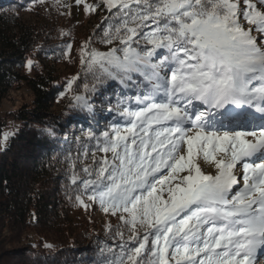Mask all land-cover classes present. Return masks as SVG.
Masks as SVG:
<instances>
[{
    "label": "snow or ice",
    "instance_id": "6c2138e0",
    "mask_svg": "<svg viewBox=\"0 0 264 264\" xmlns=\"http://www.w3.org/2000/svg\"><path fill=\"white\" fill-rule=\"evenodd\" d=\"M104 3L123 14L115 29H126L122 47L86 52L84 45L81 64L94 81L123 85L109 106L115 103L124 119L97 141L111 160L84 168L89 178L77 184L73 175L71 183L104 213H121L130 235L124 240L117 228L121 255L109 261L98 249L88 264H255L264 248V35L258 44L251 33L264 34V12L248 0L246 8L232 0ZM244 21L254 28L245 30ZM104 35L111 44L110 30ZM141 40L146 46H133ZM75 100L94 115L86 96ZM217 153L224 156L217 160ZM199 155L215 162V175L202 172ZM238 164L242 188H234ZM76 201L88 207L80 195Z\"/></svg>",
    "mask_w": 264,
    "mask_h": 264
},
{
    "label": "trees",
    "instance_id": "16d2710c",
    "mask_svg": "<svg viewBox=\"0 0 264 264\" xmlns=\"http://www.w3.org/2000/svg\"><path fill=\"white\" fill-rule=\"evenodd\" d=\"M49 1L0 0V109L9 91L24 88L31 96L30 103L17 110L0 112V264H88L98 257V249L111 261L121 255L116 229L126 241L130 235V226L123 223L104 226L88 214H75L83 187L72 184L71 177L80 184L89 178L83 169H95L103 161L97 141L103 140L105 129L111 131L124 119L115 103L109 106V99L125 89L117 80L94 81L85 65L77 63L80 58L70 60L67 51L78 46V40L72 29L63 32L46 18L53 9L47 7ZM118 11L107 13L88 44L84 38L86 50L108 45L104 32L109 30L114 48L122 47L119 36L126 29L119 35L115 31L122 23L123 14L114 15ZM133 46L146 45L141 40ZM34 57L38 62L29 69L26 63ZM66 67L73 71L63 76L61 68ZM127 91L135 89L129 84ZM76 95L88 98L91 118L87 110H79ZM8 119L14 125L2 143Z\"/></svg>",
    "mask_w": 264,
    "mask_h": 264
},
{
    "label": "rangeland",
    "instance_id": "374dc122",
    "mask_svg": "<svg viewBox=\"0 0 264 264\" xmlns=\"http://www.w3.org/2000/svg\"><path fill=\"white\" fill-rule=\"evenodd\" d=\"M232 2L237 3L238 7H244L246 8L247 5L244 3V0H232ZM249 3L256 4V10L264 12V5H262L259 0H248ZM87 3L89 5H92L94 7L93 9H90L88 12H85L84 10V4ZM54 6V7H53ZM47 7H52L53 9L49 8V16L46 17L47 19H51L52 23L54 21L56 22V26L62 27V31L64 32L66 28L72 29L73 36L76 40H78L76 47H71L70 51H67V54L70 57V60L75 61L76 57L80 58L79 62L81 63V49L85 45L83 42L84 38L86 39V42L90 41L89 36H92V34L101 27V25L105 22L107 19V13L113 9H117V7L112 8L111 10L108 9L107 5L104 3V0H82L81 4L77 5L76 0H50L47 2ZM56 14H55V13ZM60 15V16H59ZM55 16L57 17L55 19ZM28 16H25V19H27ZM43 19L45 20V15H43ZM46 19V21H47ZM245 30H247L249 26L246 21L243 22L242 25ZM256 39L257 43L260 44L261 36L264 34L258 33L253 31L251 33ZM113 44H100L97 46H92L89 48V50H86L88 52L91 51H99V52H107L110 49H113ZM76 54V56H75ZM89 59V56L85 55L84 59ZM31 61L33 63L38 62L36 58H32ZM27 65V63H26ZM28 67V66H27ZM72 68L62 69L61 72L63 73V76L69 75L72 73ZM27 72L30 73V71ZM256 83V82H254ZM31 96L27 89L20 88L16 90L9 91L7 94L6 100H4L1 104V113H10L12 111L17 110L20 108L23 104L30 103ZM7 128H5L2 140L3 143L5 141L4 137L8 136L10 132V128L14 125V123L11 120H7ZM224 156L223 153H217L216 159L220 160ZM103 157V160L107 158L108 160H111L112 154L104 152L101 153V158ZM195 162L198 164V166L201 167V170L204 174L209 175H215L217 173V169L215 167V162L213 161H205L202 155H199L196 157ZM167 173V169L162 170V172L158 175L163 176ZM234 174L237 175L238 183L234 186V188H242L243 186V180H242V174L243 170L242 167L238 164L237 169H234ZM183 175V173L181 174ZM178 183L177 181H172V184ZM158 187H160L158 185ZM165 188L164 196L167 198V187L168 185L163 186ZM81 199L84 200V202L88 205L87 208L81 207L77 203V213L79 215L88 214L90 217L95 219L96 221L100 222L102 225H113L114 223H122V221L119 219L121 213H117L116 216L111 215V213H104L100 205L96 202L89 201L87 199L86 195H81ZM127 216V214H123ZM139 229V226H138ZM140 233L143 234V229H139ZM31 240L35 241L34 237H30ZM171 264H174V262H171ZM255 264H264V248L260 249L257 253V256L255 258Z\"/></svg>",
    "mask_w": 264,
    "mask_h": 264
}]
</instances>
